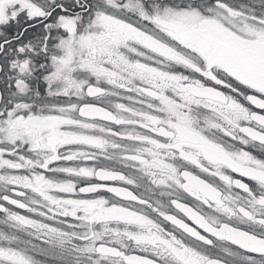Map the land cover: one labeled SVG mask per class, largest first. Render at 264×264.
<instances>
[{
	"label": "snow or ice",
	"instance_id": "6c2138e0",
	"mask_svg": "<svg viewBox=\"0 0 264 264\" xmlns=\"http://www.w3.org/2000/svg\"><path fill=\"white\" fill-rule=\"evenodd\" d=\"M0 264H264V0H0Z\"/></svg>",
	"mask_w": 264,
	"mask_h": 264
}]
</instances>
